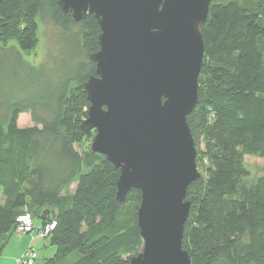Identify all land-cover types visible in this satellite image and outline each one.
Instances as JSON below:
<instances>
[{
  "label": "trees",
  "instance_id": "trees-1",
  "mask_svg": "<svg viewBox=\"0 0 264 264\" xmlns=\"http://www.w3.org/2000/svg\"><path fill=\"white\" fill-rule=\"evenodd\" d=\"M39 17L62 31L63 53L50 68L25 57ZM99 34L93 15L75 22L55 0H0V254L24 213L39 227L55 225L46 236L55 252L41 264H129L137 254L140 192L119 202V169L83 146L95 133L80 125ZM202 39L197 103L186 122L196 155L207 158L206 180L188 201L182 247L191 264H264V0H212ZM24 113L33 125L21 128ZM250 159L263 174L244 184Z\"/></svg>",
  "mask_w": 264,
  "mask_h": 264
},
{
  "label": "water",
  "instance_id": "water-1",
  "mask_svg": "<svg viewBox=\"0 0 264 264\" xmlns=\"http://www.w3.org/2000/svg\"><path fill=\"white\" fill-rule=\"evenodd\" d=\"M55 1L75 22L93 15L100 29L80 127L95 132L91 152L119 169L116 199L140 192L142 249L129 264H191L182 247L185 198L200 174L186 119L197 103L212 0Z\"/></svg>",
  "mask_w": 264,
  "mask_h": 264
},
{
  "label": "rangeland",
  "instance_id": "rangeland-1",
  "mask_svg": "<svg viewBox=\"0 0 264 264\" xmlns=\"http://www.w3.org/2000/svg\"><path fill=\"white\" fill-rule=\"evenodd\" d=\"M37 21H38V27H39L38 41L35 45V48L31 52L26 54L25 57L34 66L46 65L47 68H50L53 66L54 60L58 58L59 56H61L62 55L61 53H63V50L61 52V44H60V38L62 37V31H60V29L56 25H54L52 21H50L49 19L43 20L41 19V17H39ZM77 31H79L78 26H74L71 29L72 34L76 33ZM200 82H201L200 84H204L203 79ZM209 115L210 114L207 111L206 112L207 120H208ZM32 125L33 124L30 121L29 113H24L19 116V119H18L19 127L22 128V127H28ZM195 133H199V131H195ZM93 136H94L93 133L89 134V136L84 141L83 146L85 149L86 147L90 149V144L93 139ZM195 162H196L197 171L200 174V178L199 180L195 181L189 186L187 191H189L190 195L186 196L185 198L186 201H191L192 203L195 202L196 199L200 196L201 191L203 189V184L206 180L205 167L207 164V158L206 156L197 153ZM245 167L247 168L249 172V176L248 178L245 179L244 184H250L254 178L263 174V171L261 168V162H258L257 160H251V159L248 160L247 165ZM133 208H134V204H129L127 205L126 208H124V210L126 209V210L131 211ZM190 219H192V215L191 217L189 215V221H191ZM33 224L35 228L40 226V223L37 219H34ZM19 237L21 239L25 237L29 239L32 237L35 239L33 244H31L32 242H29V247L32 248L37 254V261H36L37 264H41L44 259L50 258L51 256H53L55 252V248L49 244V241L48 239H46V236L40 237L38 236V234L36 235L34 232H32L30 234L20 235ZM18 242L19 244H21L20 241ZM141 249H142V241L140 243V246L137 249V254L141 251ZM0 263H1V260H0Z\"/></svg>",
  "mask_w": 264,
  "mask_h": 264
},
{
  "label": "built area",
  "instance_id": "built-area-1",
  "mask_svg": "<svg viewBox=\"0 0 264 264\" xmlns=\"http://www.w3.org/2000/svg\"><path fill=\"white\" fill-rule=\"evenodd\" d=\"M54 226V223H51L48 226L34 229L28 213H24L17 217L16 231L20 235L34 232L40 237H45L53 230ZM36 258V252L32 248H29L20 258L15 260V264H35Z\"/></svg>",
  "mask_w": 264,
  "mask_h": 264
},
{
  "label": "crops",
  "instance_id": "crops-1",
  "mask_svg": "<svg viewBox=\"0 0 264 264\" xmlns=\"http://www.w3.org/2000/svg\"><path fill=\"white\" fill-rule=\"evenodd\" d=\"M19 236V234L14 232L7 235L2 248V250H4L0 254V264H15V259L19 258L29 247V242H32L31 244H33L35 241L32 237L30 239L26 237L21 239ZM18 241H20L21 244H19Z\"/></svg>",
  "mask_w": 264,
  "mask_h": 264
}]
</instances>
